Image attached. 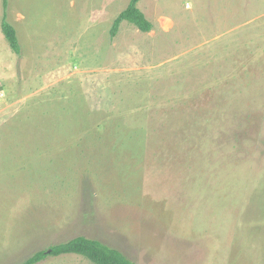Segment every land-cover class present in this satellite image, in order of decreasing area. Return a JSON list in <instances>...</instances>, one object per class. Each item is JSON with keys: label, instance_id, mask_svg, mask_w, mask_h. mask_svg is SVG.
Returning <instances> with one entry per match:
<instances>
[{"label": "rangeland", "instance_id": "374dc122", "mask_svg": "<svg viewBox=\"0 0 264 264\" xmlns=\"http://www.w3.org/2000/svg\"><path fill=\"white\" fill-rule=\"evenodd\" d=\"M128 2L0 0V264H264V0Z\"/></svg>", "mask_w": 264, "mask_h": 264}, {"label": "trees", "instance_id": "16d2710c", "mask_svg": "<svg viewBox=\"0 0 264 264\" xmlns=\"http://www.w3.org/2000/svg\"><path fill=\"white\" fill-rule=\"evenodd\" d=\"M139 0H129L127 6L115 17L110 29L111 36H114L122 21H127L135 25L140 31H150L152 23L147 20L143 12L137 7ZM7 0H3L5 8ZM1 31L4 34L11 50L18 54L20 45L17 40L14 27L7 22L5 14L1 20ZM47 250H50L48 253ZM63 253H75L81 255L94 264H140L127 258L121 251L110 247L97 239L85 236H76L67 241L57 243L48 249L38 250L31 254L23 264H35L44 259L47 255H59Z\"/></svg>", "mask_w": 264, "mask_h": 264}, {"label": "crops", "instance_id": "0c3cea01", "mask_svg": "<svg viewBox=\"0 0 264 264\" xmlns=\"http://www.w3.org/2000/svg\"><path fill=\"white\" fill-rule=\"evenodd\" d=\"M1 7H2V9H3V0H1ZM9 11V14H12V16H11V20L13 21V22H16L17 20L16 19H18V20H20V18H21V13H19V10L18 9H14L13 11H11V10H8ZM0 12H1V8H0ZM3 13V12H2ZM1 18H2V16H1ZM1 20V19H0ZM1 22V21H0ZM17 25H19V23H17ZM1 28V27H0Z\"/></svg>", "mask_w": 264, "mask_h": 264}, {"label": "water", "instance_id": "95a60500", "mask_svg": "<svg viewBox=\"0 0 264 264\" xmlns=\"http://www.w3.org/2000/svg\"><path fill=\"white\" fill-rule=\"evenodd\" d=\"M47 252L49 253V252H50V250H47Z\"/></svg>", "mask_w": 264, "mask_h": 264}]
</instances>
